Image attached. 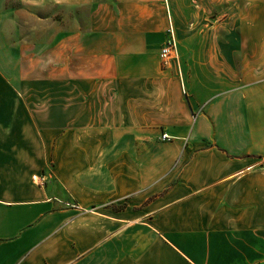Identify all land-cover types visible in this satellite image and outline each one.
<instances>
[{
	"label": "crops",
	"instance_id": "obj_1",
	"mask_svg": "<svg viewBox=\"0 0 264 264\" xmlns=\"http://www.w3.org/2000/svg\"><path fill=\"white\" fill-rule=\"evenodd\" d=\"M0 264H264V0H0Z\"/></svg>",
	"mask_w": 264,
	"mask_h": 264
},
{
	"label": "rangeland",
	"instance_id": "obj_2",
	"mask_svg": "<svg viewBox=\"0 0 264 264\" xmlns=\"http://www.w3.org/2000/svg\"><path fill=\"white\" fill-rule=\"evenodd\" d=\"M16 4L17 3L15 2L8 3L9 8L14 6L13 9L7 10L11 11L13 18H10L8 13L5 14V17L7 16L8 19L5 28L7 31L11 30L12 32L14 26H16V33H11L13 39L24 45H26V42H30L32 45V48L29 50L30 53L39 55L43 52L42 49L44 47H47L56 41L57 35L56 32H53V29L57 26V8L49 5L43 9H25L18 7ZM42 17L47 18V20H41ZM22 52H26V49H22Z\"/></svg>",
	"mask_w": 264,
	"mask_h": 264
},
{
	"label": "built area",
	"instance_id": "obj_3",
	"mask_svg": "<svg viewBox=\"0 0 264 264\" xmlns=\"http://www.w3.org/2000/svg\"><path fill=\"white\" fill-rule=\"evenodd\" d=\"M168 33L169 35L159 51V56L164 66H168L177 57V42L172 27H169ZM166 137L165 133L162 134L163 139Z\"/></svg>",
	"mask_w": 264,
	"mask_h": 264
}]
</instances>
